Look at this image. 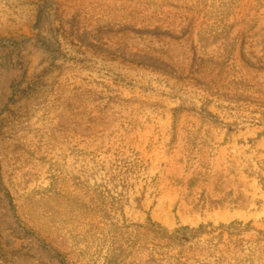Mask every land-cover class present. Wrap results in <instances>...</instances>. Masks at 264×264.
<instances>
[{"label":"rangeland","instance_id":"1","mask_svg":"<svg viewBox=\"0 0 264 264\" xmlns=\"http://www.w3.org/2000/svg\"><path fill=\"white\" fill-rule=\"evenodd\" d=\"M0 264H264V0H0Z\"/></svg>","mask_w":264,"mask_h":264}]
</instances>
